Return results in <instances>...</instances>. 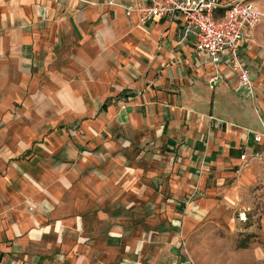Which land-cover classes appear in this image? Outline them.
<instances>
[{
  "label": "crops",
  "instance_id": "1",
  "mask_svg": "<svg viewBox=\"0 0 264 264\" xmlns=\"http://www.w3.org/2000/svg\"><path fill=\"white\" fill-rule=\"evenodd\" d=\"M181 23L0 0V264H190L195 227L264 181V18L252 95Z\"/></svg>",
  "mask_w": 264,
  "mask_h": 264
},
{
  "label": "built area",
  "instance_id": "2",
  "mask_svg": "<svg viewBox=\"0 0 264 264\" xmlns=\"http://www.w3.org/2000/svg\"><path fill=\"white\" fill-rule=\"evenodd\" d=\"M123 8L126 16L137 14L140 24L158 17L181 19L182 38H190L194 51L205 56L214 66L225 63L236 76L240 88L253 94L251 70L241 56L240 45L251 39L253 30L264 14L250 0L228 4L220 16V0H107ZM256 141L261 137L256 136ZM245 155H241L244 159Z\"/></svg>",
  "mask_w": 264,
  "mask_h": 264
},
{
  "label": "rangeland",
  "instance_id": "3",
  "mask_svg": "<svg viewBox=\"0 0 264 264\" xmlns=\"http://www.w3.org/2000/svg\"><path fill=\"white\" fill-rule=\"evenodd\" d=\"M259 9L264 14V1ZM188 241L190 264H264V181L248 190L230 218L199 223Z\"/></svg>",
  "mask_w": 264,
  "mask_h": 264
}]
</instances>
